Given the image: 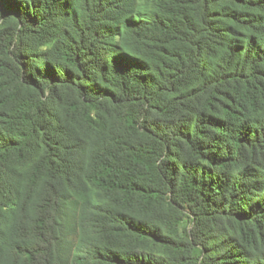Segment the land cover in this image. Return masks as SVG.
Segmentation results:
<instances>
[{"label": "trees", "instance_id": "16d2710c", "mask_svg": "<svg viewBox=\"0 0 264 264\" xmlns=\"http://www.w3.org/2000/svg\"><path fill=\"white\" fill-rule=\"evenodd\" d=\"M0 264H264V0H0Z\"/></svg>", "mask_w": 264, "mask_h": 264}, {"label": "rangeland", "instance_id": "374dc122", "mask_svg": "<svg viewBox=\"0 0 264 264\" xmlns=\"http://www.w3.org/2000/svg\"><path fill=\"white\" fill-rule=\"evenodd\" d=\"M191 227V223H190V219L189 218H186L182 225H181V229L184 233H186Z\"/></svg>", "mask_w": 264, "mask_h": 264}]
</instances>
